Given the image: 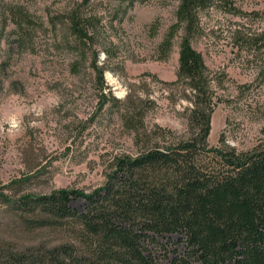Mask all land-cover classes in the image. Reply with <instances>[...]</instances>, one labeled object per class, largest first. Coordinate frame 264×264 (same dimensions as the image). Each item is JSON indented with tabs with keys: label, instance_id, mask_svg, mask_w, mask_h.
Returning a JSON list of instances; mask_svg holds the SVG:
<instances>
[{
	"label": "rangeland",
	"instance_id": "374dc122",
	"mask_svg": "<svg viewBox=\"0 0 264 264\" xmlns=\"http://www.w3.org/2000/svg\"><path fill=\"white\" fill-rule=\"evenodd\" d=\"M178 7L174 0H0V242L53 248L71 237L28 231L7 200L91 193L117 158L192 138ZM10 10L28 13L33 25L19 33ZM199 20L190 42L213 97L207 144L250 151L264 143V0L217 3Z\"/></svg>",
	"mask_w": 264,
	"mask_h": 264
},
{
	"label": "trees",
	"instance_id": "16d2710c",
	"mask_svg": "<svg viewBox=\"0 0 264 264\" xmlns=\"http://www.w3.org/2000/svg\"><path fill=\"white\" fill-rule=\"evenodd\" d=\"M174 1L177 25L185 26L179 75L192 95V138L117 158L91 193L7 200L28 231L54 228L71 237L53 248L0 242V264H264V143L247 152L209 148L213 97L190 42L200 13L231 0ZM10 16L19 33L33 25L24 11ZM177 25L161 44L165 52Z\"/></svg>",
	"mask_w": 264,
	"mask_h": 264
}]
</instances>
